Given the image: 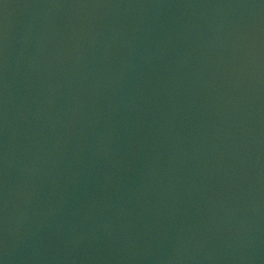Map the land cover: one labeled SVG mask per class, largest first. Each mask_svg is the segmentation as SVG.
I'll return each instance as SVG.
<instances>
[{
	"label": "water",
	"instance_id": "obj_1",
	"mask_svg": "<svg viewBox=\"0 0 264 264\" xmlns=\"http://www.w3.org/2000/svg\"><path fill=\"white\" fill-rule=\"evenodd\" d=\"M0 264H264V0H0Z\"/></svg>",
	"mask_w": 264,
	"mask_h": 264
}]
</instances>
